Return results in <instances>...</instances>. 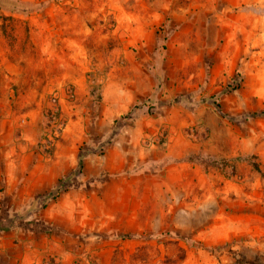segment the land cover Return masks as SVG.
Listing matches in <instances>:
<instances>
[{"label":"rangeland","instance_id":"1","mask_svg":"<svg viewBox=\"0 0 264 264\" xmlns=\"http://www.w3.org/2000/svg\"><path fill=\"white\" fill-rule=\"evenodd\" d=\"M75 106L94 132L81 146L96 157L83 184L44 211L42 200L14 201L21 183L0 180L2 235L56 226L66 258L34 264H264V115L254 116L264 112V0L0 6V171L29 111L40 109L46 135L58 130L51 155ZM107 108L124 114L100 143ZM138 116L159 122L141 129ZM132 126L141 140L116 146ZM113 150L124 165L111 164ZM5 254L0 264H14Z\"/></svg>","mask_w":264,"mask_h":264},{"label":"crops","instance_id":"2","mask_svg":"<svg viewBox=\"0 0 264 264\" xmlns=\"http://www.w3.org/2000/svg\"><path fill=\"white\" fill-rule=\"evenodd\" d=\"M83 99L86 98H80L79 102L81 103ZM79 107L75 106L77 108L75 118L66 119V127L62 130L61 139L56 144L51 155L43 152L42 143L46 134L43 132L44 122L39 108L29 111L27 119L24 120L20 129L15 132L16 134L11 135L12 139L8 145L13 146L11 150H14L16 156L7 163L4 170L0 171V180L3 179L10 184H22L19 191L14 195V201L19 200V204H30L32 208L36 204L37 207L39 199L56 189L62 179L77 169L81 146L90 143V139L94 136V132L92 133L90 129V126L93 125L91 123V113L80 114ZM129 110L130 107H127L124 112L127 113ZM124 112L117 114L115 109L107 108L106 111L104 110L95 127V133L100 137V143L112 133V126ZM158 122V120L153 118L140 117L139 119L138 116L137 119L141 129L144 128L145 123L155 125ZM125 129L120 135L125 138L116 142V146H136L137 142L141 140L142 130L135 129L133 126ZM98 143V141L94 140L93 144L98 145ZM149 146H154V144L151 145L150 143ZM111 154V164L112 162L117 165L126 163L124 154L117 150H113ZM95 158L94 152L86 155L83 173L75 182L84 183L83 178L86 171L95 167ZM130 161L132 162V160ZM137 170L139 172V169ZM137 170L133 173L138 174ZM67 193L69 191L62 192L56 200L49 202V204L58 201L63 194ZM0 209H2L1 202ZM43 210L45 211V208ZM37 211L40 212L39 209ZM34 213L35 210L33 209L30 212V216ZM32 226V224L25 225V230L14 228L5 233V235L0 233V255H6L5 252L7 250H12L14 252L12 258L14 264H34L55 256L62 257L64 260L66 257L63 247L54 237V232L57 230L56 226L41 230L43 231L41 235H36V233L33 235L35 231ZM52 229L55 231L53 232Z\"/></svg>","mask_w":264,"mask_h":264},{"label":"trees","instance_id":"3","mask_svg":"<svg viewBox=\"0 0 264 264\" xmlns=\"http://www.w3.org/2000/svg\"><path fill=\"white\" fill-rule=\"evenodd\" d=\"M9 0H0V6L7 5V2ZM216 105L217 108H220L219 105L217 103H214ZM258 115H264V112L260 113V114H254V116H258ZM119 123V120H116L114 125L117 126V124ZM85 150L83 148H80L79 150V156H78V166L77 169L74 170L69 176L65 177L64 179H62L59 183V186L54 189L52 192L48 193L46 196H43L41 199L44 201L43 205L41 206L42 208H45L46 205L51 202L56 200L60 194L66 189L67 184H70L71 182H75V180L82 175L83 173V169H84V159L86 157V155L91 154L93 152H89L87 151V153L84 152ZM252 166L254 167V169L258 172H261L260 166L257 162H252ZM124 237H129V236H124Z\"/></svg>","mask_w":264,"mask_h":264},{"label":"built area","instance_id":"4","mask_svg":"<svg viewBox=\"0 0 264 264\" xmlns=\"http://www.w3.org/2000/svg\"><path fill=\"white\" fill-rule=\"evenodd\" d=\"M60 129H61V128H60ZM57 131H58V130H56L54 133H51V134L45 136V137H47V138L45 139V145H46V146H43V148H44V150H45L47 153H49V151L51 150V148L54 147V142H55V140H54L53 137H58V136H57Z\"/></svg>","mask_w":264,"mask_h":264}]
</instances>
